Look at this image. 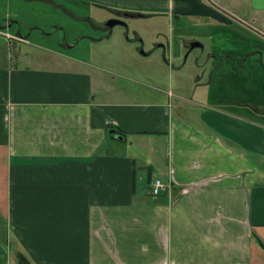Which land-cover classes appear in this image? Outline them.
I'll list each match as a JSON object with an SVG mask.
<instances>
[{
	"label": "crops",
	"instance_id": "obj_1",
	"mask_svg": "<svg viewBox=\"0 0 264 264\" xmlns=\"http://www.w3.org/2000/svg\"><path fill=\"white\" fill-rule=\"evenodd\" d=\"M91 1L171 33L249 13L264 29V0ZM7 12L0 26L31 49L0 63V264H264V113L179 112L167 81L31 43ZM155 174L171 186L152 196Z\"/></svg>",
	"mask_w": 264,
	"mask_h": 264
},
{
	"label": "rangeland",
	"instance_id": "obj_2",
	"mask_svg": "<svg viewBox=\"0 0 264 264\" xmlns=\"http://www.w3.org/2000/svg\"><path fill=\"white\" fill-rule=\"evenodd\" d=\"M55 1L64 4L67 10L72 11V15L47 2L12 0L8 5L0 1V21H3L1 18L7 11H13L15 14L13 18L18 21L17 26L20 30L26 34L31 31L29 36L31 43L38 41L45 46L59 48L66 53L121 69L129 75L152 84L155 82L161 84L167 81L168 92L170 97L171 95L173 97L171 104H175V108L178 107L179 112L209 113L213 109L216 112L225 109L227 111V107L230 106L233 110L240 109L242 113H264V105L259 107L247 100H240L252 98L257 102L264 103V67L255 66L260 68L256 74L250 68L260 61L264 62V35L262 34L264 29L255 22V17L252 14L249 13L241 17L238 23L236 20L230 19L233 21L230 26L232 32L240 36L247 35L249 39L256 42H254L251 51L244 56L247 57V60L240 63V60L237 59L234 66L232 59L228 61V58L221 55L224 53L234 54L235 49L242 51L247 48L241 49L242 45L237 40L234 42L231 33L222 31L220 28L182 20L179 30L171 33L166 31L164 21H159L158 26L155 27L151 25V21L143 20L141 17L129 18L121 14L120 17L124 18L128 25L114 26L112 28L113 37L103 40L98 36L106 34L109 30L101 32L102 29H108V27L104 26V23L102 26L100 25L102 28L96 27L94 22H105L113 15L112 13L94 5L92 3L94 1L91 0L87 4L80 0ZM223 13L226 12L223 11ZM87 17L95 21L91 22ZM56 23H61L62 25H58L62 28L57 29ZM173 24L176 27V22ZM49 31H51L50 34ZM205 31L208 32L206 38L203 37ZM123 32L128 35L130 43L122 36ZM92 36L99 40H93ZM189 39L203 42L205 51L212 50L218 60L208 58L211 56L208 54L199 58L198 64H196V55L191 52L186 62L181 63L184 46L181 47L180 44L183 41L186 45ZM26 41L25 38L4 29L3 25L0 26V63L9 60L8 56L12 55L11 51L15 50V43L17 49L21 48L23 51L31 49V46L26 45ZM130 44L133 47H139V51L142 50L141 56L138 54L137 57L140 56V58H137L136 62L131 61L128 55ZM91 49H94L93 52ZM179 65H184L183 69L179 70ZM231 71L236 72L232 73ZM246 87H248V92ZM229 97H231L230 100H225ZM199 100L206 103H201ZM193 103H200L208 108L192 106ZM144 139L146 140L144 149L146 156L150 155V151L154 155H162V145ZM140 184L146 187L145 179Z\"/></svg>",
	"mask_w": 264,
	"mask_h": 264
},
{
	"label": "trees",
	"instance_id": "obj_3",
	"mask_svg": "<svg viewBox=\"0 0 264 264\" xmlns=\"http://www.w3.org/2000/svg\"><path fill=\"white\" fill-rule=\"evenodd\" d=\"M222 31H226V32H230L231 33V36L232 37H234L233 38V40H234V42H236L235 40H237V42L239 43V44H241L242 46H240V48L241 49H243V48H247L246 50H237V49H235V53L234 54H229L228 55V61H229V59L231 60H233L234 62H236L237 61V59H239L240 61H244V60H247V57H244L245 55H247L248 53H249V51H251V49L253 48V46H254V42L255 41H253V40H251V39H249L248 37H247V35L246 36H240V35H237L236 33H234V32H232V29H230V28H228V27H221L220 28ZM256 43V42H255ZM236 52H237V54H236ZM238 55V56H237ZM263 61H260V62H258V63H256V64H254V65H252V67H250V68H252L253 69V72L256 74L259 70H260V68H257L258 66L260 67H264V62L262 63ZM255 66H257V67H255ZM232 72V71H231ZM234 73L236 72V71H233ZM232 72V73H233ZM264 87V86H263ZM246 89H247V92H248V87H246ZM240 100H247V101H249V102H251V103H253L254 105H256V106H259V107H263V105H264V103L263 102H257L256 100H254V99H252V98H245V99H240ZM16 254H18V253H16Z\"/></svg>",
	"mask_w": 264,
	"mask_h": 264
},
{
	"label": "flooded vegetation",
	"instance_id": "obj_4",
	"mask_svg": "<svg viewBox=\"0 0 264 264\" xmlns=\"http://www.w3.org/2000/svg\"><path fill=\"white\" fill-rule=\"evenodd\" d=\"M125 16V15H124ZM111 18H113V19H123L124 20V18H122V17H120V16H116V17H111ZM116 25H121V24H116ZM116 25H114V26H116ZM127 25H128V23H127ZM113 26V27H114ZM197 39H189V40H187V44L186 45H184V52H183V54H182V57H181V63H183L184 64V62H186V60H187V58L189 57V54H191V52H194V54L196 55V61H195V63L196 64H198V59L200 58H202V57H204V56H207L208 54H210L211 56L210 57H208V58H212V59H216L217 58V56H216V54H214L213 52H212V50L210 51H208V52H206L205 51V45L203 44V46L202 47H193L192 49H190L189 50V43L191 42V41H196ZM197 41H200V40H197ZM201 42V41H200ZM201 43H203V42H201ZM197 49V50H196ZM194 50V51H193ZM228 53H224V54H222L221 56H224L225 58H229L228 57Z\"/></svg>",
	"mask_w": 264,
	"mask_h": 264
},
{
	"label": "built area",
	"instance_id": "obj_5",
	"mask_svg": "<svg viewBox=\"0 0 264 264\" xmlns=\"http://www.w3.org/2000/svg\"><path fill=\"white\" fill-rule=\"evenodd\" d=\"M171 186L170 180L165 179L158 175H152L150 181L149 193L152 196L159 195L160 193L168 191Z\"/></svg>",
	"mask_w": 264,
	"mask_h": 264
},
{
	"label": "water",
	"instance_id": "obj_6",
	"mask_svg": "<svg viewBox=\"0 0 264 264\" xmlns=\"http://www.w3.org/2000/svg\"><path fill=\"white\" fill-rule=\"evenodd\" d=\"M116 24H121V25H126V23L121 20V19H108L106 22H105V25L112 28L114 25ZM202 47L203 46V43H201L200 41H191L189 43V50L192 49L193 47ZM120 138H122V136H119Z\"/></svg>",
	"mask_w": 264,
	"mask_h": 264
}]
</instances>
